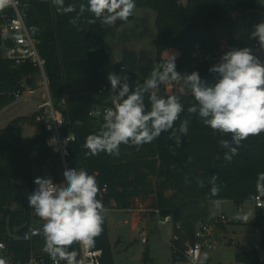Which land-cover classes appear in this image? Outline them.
<instances>
[{
	"label": "trees",
	"instance_id": "1",
	"mask_svg": "<svg viewBox=\"0 0 264 264\" xmlns=\"http://www.w3.org/2000/svg\"><path fill=\"white\" fill-rule=\"evenodd\" d=\"M26 7L23 16L31 34L40 41L39 51L46 60V74L54 106L65 119L64 135H74L68 163L71 168L85 169L94 175L99 186L98 199L106 209L123 211H155L171 215L181 225L178 232L183 242L194 240L196 225L209 220V203L231 201L236 205L254 202L258 195L257 179L264 173V132L249 136L239 147V154L231 162L224 159L221 136L205 126L198 114L188 112L195 104L190 90L182 82L160 84L157 94L167 98L176 95L184 105L174 129L163 132L151 143L136 146L121 145L119 155L101 152L86 156L82 147L85 138L99 131L103 118L94 119V107L110 106L115 93L111 92L107 65L111 54L106 50L109 38L115 39L119 28L133 20L134 10L149 9L156 13L157 67L169 54H177L176 70L181 74L198 71L201 79L214 83L216 74L209 68L219 62L222 41L230 38L231 45H241L245 32L264 22V7L256 0H135L136 7L127 21L104 26L88 11L79 14L87 0H65L75 11L58 13L51 0H20ZM73 19L76 23H72ZM37 70L30 65L15 67L0 56V111L16 102L14 93L33 89ZM128 83L132 90L142 86L144 79L130 73ZM181 84L182 90L176 91ZM145 104L150 110L148 95ZM36 115L31 117L35 122ZM189 120V133L181 135V144L170 138L183 120ZM29 119L17 117L0 129V240L17 259L50 256L43 251V221L28 206L21 184L32 192L34 170L46 167L53 159L47 145L48 132L41 126L32 139L24 137L22 126ZM80 122L79 124L77 122ZM177 135H180L177 132ZM36 150L34 157L27 156ZM218 177L221 186L217 196L210 192L211 177ZM203 182V187L200 186ZM106 188V191L103 189ZM28 193V194H29ZM255 229L260 234L259 251L264 252V209L256 208ZM94 246L103 251L102 264H114L112 245L106 216ZM76 251L75 245L72 249ZM258 250L246 252L238 248L236 260L240 264H264Z\"/></svg>",
	"mask_w": 264,
	"mask_h": 264
},
{
	"label": "clouds",
	"instance_id": "2",
	"mask_svg": "<svg viewBox=\"0 0 264 264\" xmlns=\"http://www.w3.org/2000/svg\"><path fill=\"white\" fill-rule=\"evenodd\" d=\"M58 13L75 11L73 5L65 6V0H51ZM13 0H0V10L12 5ZM135 0H87L81 4L79 14L85 11L94 17L90 23L99 20L104 26H112L117 20L127 21L133 14ZM72 23H76L73 19ZM251 39L258 41L264 50V22L254 26ZM177 54L168 55L167 60L151 70L142 86L130 88L128 76L109 73L111 92L115 93L113 108L105 110L103 123L96 133L89 134L82 145L86 156L101 152L119 155L120 146L137 148L151 143L163 132L174 129L184 111V105L176 95L167 98L157 94L160 84L182 82L190 90L195 104L188 112L198 114L205 126L229 139L219 140L225 149L224 159L231 162L239 154V147L249 136L264 132V61L253 54L249 47L230 49L221 55L219 62L209 68L216 74L214 83L201 79L198 71L181 74L176 70ZM148 95L150 110L145 104ZM80 123L79 121L77 122ZM189 120H183L179 128L172 131L176 145L181 144L180 136L189 133ZM177 132L180 135H177ZM63 181L54 183L51 177H37L36 188L27 196L28 206L43 221L42 229L30 230L32 234L42 232L43 251L56 261L66 264H82L78 253L70 250L73 245L89 246L102 231L106 209L98 199L99 186L94 175L85 169L70 168L63 172ZM213 175L209 181L212 196H217L221 186ZM203 187V182H200ZM257 192L264 194V173L257 179ZM217 206L218 201L214 202ZM234 219L248 222L246 214H237ZM208 253L198 258L204 264ZM0 264L6 261L0 258Z\"/></svg>",
	"mask_w": 264,
	"mask_h": 264
},
{
	"label": "rangeland",
	"instance_id": "3",
	"mask_svg": "<svg viewBox=\"0 0 264 264\" xmlns=\"http://www.w3.org/2000/svg\"><path fill=\"white\" fill-rule=\"evenodd\" d=\"M264 7V0H256ZM246 38L241 45H231L230 38L222 41L221 55L230 49H240L249 47L253 54L264 61V50H261L258 41L250 38L251 32H245ZM157 37L156 13L149 9L134 10L132 21L123 24L115 39L109 38L106 42V50L111 54V60L107 65L108 73L128 75L136 74L142 79L150 76L151 70L157 67L156 47L154 40ZM125 68V70H123ZM41 79L35 76V87L29 88L31 91L39 92ZM176 91L182 90V85H176ZM157 91V90H154ZM39 95V94H38ZM39 104L38 100L33 103L16 101L9 107L0 111V129L5 128L10 121L17 117H27L29 120L22 126L24 137L32 139L39 134L40 127L36 122L32 123L31 117L34 115L33 107ZM36 155V150L31 154ZM63 175L60 162L55 158L46 167L34 170V180L37 177H51L53 181H58ZM132 211L139 212L135 209ZM141 215L154 217L150 210L141 211ZM237 214H246L248 222L234 219ZM256 206L254 202H245L236 205L234 202H219L218 206L212 202L209 204L210 223H217L213 230L214 238L212 242H218L216 250H208V259L204 264H240L236 260L238 248L246 252L252 250L259 251L260 234L254 227ZM106 219L109 229V241L112 244L114 264H193L188 260L173 255L171 244L174 235V227H158L151 231L147 229V236H142L143 230H132L130 223L131 215L123 210L110 209L106 211ZM224 216L226 221L219 222ZM216 236V237H215ZM119 237L123 243L117 244ZM143 240H146L144 242ZM170 243V244H169ZM261 260L264 261V252L259 251Z\"/></svg>",
	"mask_w": 264,
	"mask_h": 264
},
{
	"label": "built area",
	"instance_id": "4",
	"mask_svg": "<svg viewBox=\"0 0 264 264\" xmlns=\"http://www.w3.org/2000/svg\"><path fill=\"white\" fill-rule=\"evenodd\" d=\"M187 0H179L183 5ZM26 7L20 0H13L12 5L0 10V56L7 60L15 67L30 65L37 70L38 76L41 79L40 91L34 92L22 85L26 91H18L14 93L16 101H25L33 103V100H38L39 104L33 107L35 122L39 126H43L49 136L47 145L54 157L60 162L62 171L70 169L68 159L70 157V145L76 141L74 135H64L63 128L65 119L62 112L57 109L52 100L49 88V80L46 74V60L41 56L39 51L40 41L35 38L25 21L23 9ZM125 70V68H123ZM1 94V93H0ZM39 94V95H38ZM114 99V98H113ZM113 99L110 106L94 107L90 116L94 119H101L106 109L113 108ZM64 179L63 175L58 181L60 183ZM106 191V188L103 189ZM255 206L259 209H264L263 195H258L255 198ZM155 215V221L158 227L172 225L174 227V235L172 239V252L176 257L188 260L193 264H198V258L205 253V250H216L218 242H212L214 238L213 230L217 223L200 222L196 225L194 232V240L192 242L181 240L179 231L182 230L181 225L175 222L171 215L162 216L158 210L152 211ZM226 218L222 216L219 222L224 223ZM142 236H147V231L143 230ZM216 237V236H215ZM146 242V240H143ZM78 253L77 260L82 264H102L103 251L94 246V241L87 247H82L79 244L75 245ZM0 258L6 261V264H66L65 261L54 262L51 258L45 257H30L28 260L17 259L9 252L4 241L0 240Z\"/></svg>",
	"mask_w": 264,
	"mask_h": 264
},
{
	"label": "crops",
	"instance_id": "5",
	"mask_svg": "<svg viewBox=\"0 0 264 264\" xmlns=\"http://www.w3.org/2000/svg\"><path fill=\"white\" fill-rule=\"evenodd\" d=\"M218 202H227V201H218ZM125 212H127L128 214L131 215L130 220H126V223H130L132 226V230H134V231H138L139 229H141L143 227L146 228V231H147V229H150L151 231H153L158 226L156 221H155V215L152 218V217H147V216L141 215V213H142L141 211H139V212L125 211ZM167 226H169V225H167ZM167 226H163V227H167ZM122 243H123L122 237H119V239L117 240V244L119 245Z\"/></svg>",
	"mask_w": 264,
	"mask_h": 264
},
{
	"label": "water",
	"instance_id": "6",
	"mask_svg": "<svg viewBox=\"0 0 264 264\" xmlns=\"http://www.w3.org/2000/svg\"><path fill=\"white\" fill-rule=\"evenodd\" d=\"M44 2H48L49 0H43ZM221 4H225V0H218ZM32 154V150H29L27 153V156ZM18 189L21 190L23 193H25L26 195H28V189L25 188L24 186H22L21 184L18 185Z\"/></svg>",
	"mask_w": 264,
	"mask_h": 264
}]
</instances>
